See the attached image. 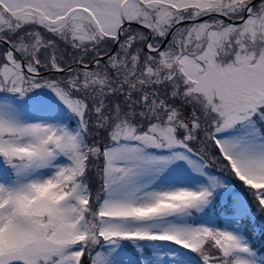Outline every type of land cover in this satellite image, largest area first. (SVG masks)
Instances as JSON below:
<instances>
[{"label": "snow or ice", "instance_id": "snow-or-ice-1", "mask_svg": "<svg viewBox=\"0 0 264 264\" xmlns=\"http://www.w3.org/2000/svg\"><path fill=\"white\" fill-rule=\"evenodd\" d=\"M0 264H264V0H0Z\"/></svg>", "mask_w": 264, "mask_h": 264}, {"label": "trees", "instance_id": "trees-1", "mask_svg": "<svg viewBox=\"0 0 264 264\" xmlns=\"http://www.w3.org/2000/svg\"><path fill=\"white\" fill-rule=\"evenodd\" d=\"M251 228H252V225L249 224V229L251 230ZM252 239H253L254 245L257 248H259L261 246V243H262L261 236H260L259 232H257L255 235H253Z\"/></svg>", "mask_w": 264, "mask_h": 264}, {"label": "rangeland", "instance_id": "rangeland-1", "mask_svg": "<svg viewBox=\"0 0 264 264\" xmlns=\"http://www.w3.org/2000/svg\"><path fill=\"white\" fill-rule=\"evenodd\" d=\"M257 223L259 224V223H261V221L260 220H257Z\"/></svg>", "mask_w": 264, "mask_h": 264}]
</instances>
